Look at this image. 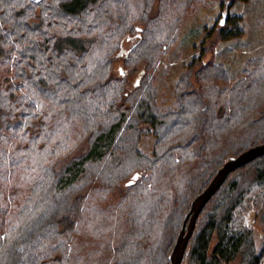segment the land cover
I'll return each instance as SVG.
<instances>
[{
  "label": "trees",
  "instance_id": "obj_1",
  "mask_svg": "<svg viewBox=\"0 0 264 264\" xmlns=\"http://www.w3.org/2000/svg\"><path fill=\"white\" fill-rule=\"evenodd\" d=\"M202 1L0 0V264H167L190 203L182 208L180 187L200 178L195 195L228 156L264 142L263 56L229 86L216 84L228 80L223 64L198 56L175 107L157 104L150 70ZM215 1L220 38L240 36L236 0ZM254 188L262 222L264 155L210 198L180 264H264V226L238 214Z\"/></svg>",
  "mask_w": 264,
  "mask_h": 264
},
{
  "label": "rangeland",
  "instance_id": "obj_2",
  "mask_svg": "<svg viewBox=\"0 0 264 264\" xmlns=\"http://www.w3.org/2000/svg\"><path fill=\"white\" fill-rule=\"evenodd\" d=\"M229 11L241 16L240 26L243 32L240 36L227 39H222L218 35L224 11L220 9L217 1L198 2L185 12L179 23L174 42L166 48V51L158 55L157 63L150 70L152 84L157 89L156 101L160 109L175 107L176 82L180 75L187 70L194 72L197 69L198 60L192 67H189V64L198 56H202V61H214L215 63L223 64L228 80L226 82H216L218 86H229L239 77H242L244 75L243 68L248 58L252 56L264 57V0H236L229 7ZM135 39L136 35L123 40L122 49L118 52L120 56L113 64L114 73L125 69L122 57L126 55L125 50ZM141 64L138 63L135 73L129 76L127 89L133 86L137 71L142 66ZM212 83L215 84V81H212ZM153 139L152 135L141 136L138 144L139 149L149 154L152 150ZM182 169H186V167ZM199 180L200 178L195 182L193 181L190 185L185 183L182 187L178 186L174 180L175 184L171 183L175 185L176 189L180 187L178 198L179 201L183 202L182 208L185 206L186 200L189 202L193 198L195 192L193 187L197 185ZM127 181L125 180L116 188L117 190L119 189L118 191H111L104 203L115 204ZM194 183L195 185L193 186ZM259 191V188H254L252 190L254 193L250 194L245 200L246 205L238 208V214L242 215L244 222L256 230H261L264 226V221L259 222L256 217V206L254 204V194Z\"/></svg>",
  "mask_w": 264,
  "mask_h": 264
},
{
  "label": "water",
  "instance_id": "obj_3",
  "mask_svg": "<svg viewBox=\"0 0 264 264\" xmlns=\"http://www.w3.org/2000/svg\"><path fill=\"white\" fill-rule=\"evenodd\" d=\"M261 155H264V142L256 143L236 155L228 156L215 170L206 185L196 192L183 214L180 228L167 255V264H180L200 212L214 193L225 183L229 174Z\"/></svg>",
  "mask_w": 264,
  "mask_h": 264
}]
</instances>
